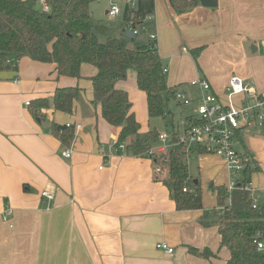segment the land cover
Wrapping results in <instances>:
<instances>
[{"label":"crops","instance_id":"1","mask_svg":"<svg viewBox=\"0 0 264 264\" xmlns=\"http://www.w3.org/2000/svg\"><path fill=\"white\" fill-rule=\"evenodd\" d=\"M96 1L90 4L91 13ZM119 1L124 6L119 35L135 47L149 42L155 32L159 55L166 58L174 76L168 86L186 91L185 85L204 78L220 96L230 77L238 76L264 91V55H255L258 46L264 48V0H217L215 9L198 4L183 13L174 12L168 0ZM139 21L137 32L127 36L131 23ZM141 27L147 29L145 42L133 44L130 40ZM200 47H204L200 61L232 59L227 81L221 71L200 73L202 69L192 61L193 51ZM95 72L93 65L83 63L80 78L57 75L53 63L27 56L16 66L0 63V264H225L229 252L220 247L217 225L202 223L205 217L212 221L206 215L211 204L203 200V208L177 210L162 181L167 170L156 174L153 159L118 152L112 146L119 128L102 118L99 104L91 103L89 76ZM130 80L115 85L127 91L142 134L149 126L141 130L137 105L144 101L147 111L146 95L137 87L136 72H131ZM75 85L82 89L81 99L74 101L70 113L37 107L36 118L31 104L26 105L51 97L57 87ZM54 123L75 127L68 147L52 134ZM256 132L248 135L256 142L249 146L251 151L247 141L237 148L252 152L260 170L252 173L250 186L264 192V127L256 126ZM196 156L202 171L214 170L213 163L219 162L223 179L211 182L230 183L231 169L220 156L198 152ZM43 190L54 198H42ZM7 206L12 209V227L1 215ZM159 242L174 252L157 248ZM191 248L208 249L211 255L194 254Z\"/></svg>","mask_w":264,"mask_h":264},{"label":"trees","instance_id":"2","mask_svg":"<svg viewBox=\"0 0 264 264\" xmlns=\"http://www.w3.org/2000/svg\"><path fill=\"white\" fill-rule=\"evenodd\" d=\"M37 0H0V63L16 66L19 59L27 56L34 61L53 63L57 75L81 77V65L91 64L96 72L89 76L93 89V105L99 104L102 118L112 127L119 128L117 141L125 143V151L135 156L151 158L154 164L167 170L162 179L177 210L202 208V192L198 182L193 189L187 187L188 165L185 152L171 149L167 153L148 154L157 145L155 128L140 133V123L132 111L128 93L116 87L127 77L129 70L136 72L137 87L146 95L149 117L165 118L170 99H175L177 86H168L165 65L159 55L155 40L147 44L129 47L124 35H108V28L94 21L90 4L95 0H42L47 8H38ZM176 13H183L200 4L199 0H168ZM131 23L134 29L135 24ZM101 36L104 38L102 39ZM194 58L199 54L193 51ZM82 89L75 86L57 87L51 97H39L29 101L32 114L35 108H48L70 113L74 101L81 99ZM129 105V107H127ZM169 113V111H168ZM264 127V123L262 125ZM75 127L52 124L51 131L68 147L74 137ZM237 135V143L244 145ZM198 153H210L195 148ZM121 150H118L120 152ZM250 162L246 163L235 187L227 191L224 185L209 183L215 193L216 207L206 212L213 215L220 236V247H225L228 258L225 264H264V250L254 242L258 235L264 238V202L254 204L251 190L245 186L251 182L252 173L260 170L251 153L240 150ZM161 173V172H160ZM186 187L184 191L183 188ZM25 191H29L24 186ZM218 209L220 211L218 212ZM210 222V223H209ZM192 253L209 256L210 250L202 252L191 248Z\"/></svg>","mask_w":264,"mask_h":264},{"label":"built area","instance_id":"3","mask_svg":"<svg viewBox=\"0 0 264 264\" xmlns=\"http://www.w3.org/2000/svg\"><path fill=\"white\" fill-rule=\"evenodd\" d=\"M131 2L132 0H128ZM44 5V9L46 10ZM108 15L115 16L119 13V8L116 4H112L107 11ZM133 33L137 29H132ZM151 36V40H155ZM156 42V41H155ZM166 72V68L164 69ZM192 86L197 87L199 100L194 104L192 111L184 117L183 128L181 132L174 131L173 133L161 132L158 134L159 143L151 147L148 154H164L171 149L185 152L188 145L193 144L195 148L204 149L207 152L220 156L229 166L232 172V180L226 186L227 191H231L235 187L234 176H239V170L250 162L242 151L237 148L238 133L251 126H262L264 123V91L259 92L254 87L248 86L238 76H231L228 84L225 87L224 96L222 99L213 89L211 83L204 79L198 78L190 82ZM183 90H176L175 100L183 105H190L193 99L186 95ZM234 95H242L243 100L241 105L236 108L231 102ZM251 101V104L247 103ZM29 101L26 105H29ZM70 124H67L69 126ZM112 146L117 150L125 149L124 142H118L117 138L112 140ZM71 150H66L65 155L70 156ZM154 171L160 173L163 171L162 166L154 164ZM252 192L250 183L245 186ZM186 190V187L183 188ZM40 196L46 200H52L54 195L46 190L41 191ZM254 198V197H253ZM254 198V204H257ZM12 209L7 206L2 211V219L10 223V215ZM258 238L254 241L259 250H264V238ZM157 248L171 254L174 248L165 242L156 244Z\"/></svg>","mask_w":264,"mask_h":264},{"label":"rangeland","instance_id":"4","mask_svg":"<svg viewBox=\"0 0 264 264\" xmlns=\"http://www.w3.org/2000/svg\"><path fill=\"white\" fill-rule=\"evenodd\" d=\"M112 4H116L119 8V13H117L115 16H110L108 15L106 12L107 8L110 7V5ZM36 6L38 8L43 7V2L42 0H37L36 1ZM124 7L122 6V3L119 0H98L94 3V5L92 6V15H93V19L95 22L100 23L105 25L108 28V35H112V36H118L119 35V26L124 28V24H122V17H123V10H121V8ZM213 9H215V7H213ZM121 10V11H120ZM146 28H139L137 35L134 36V39L130 40V42H133V44H139V43H144L145 42V35L147 34V29ZM151 36L155 37V32L150 34ZM103 36H101L102 38ZM147 37V36H146ZM148 43V42H147ZM146 43V44H147ZM251 45V44H250ZM137 46V45H136ZM249 44L246 43V48H249ZM258 50L256 52L255 55L258 56H262L264 55V48L261 46H258ZM204 47H200L198 48V52L200 54V51H202L201 49H203ZM198 56L196 58H193V62H197L198 66L202 69L200 70V73L202 74L203 71H208V73H213L216 71H221L223 73H225L227 75V78H225L224 81H227L228 78L230 77L231 73H232V69H233V62L232 59H215V60H199ZM164 65L166 66V75H165V80L167 84H172L173 83V79L174 76L171 72V70H169L170 68H168V64L166 61V58H161ZM192 59V58H191ZM205 66H203V65ZM131 72H135L134 70H130L127 74L128 76L126 77V83H130V79H131ZM223 80H221L220 84L221 87L222 85L225 83ZM252 86H254V84H250ZM184 88L186 89V95L190 98L193 99V103L190 105H183V104H179L175 99H170L168 102V109L166 111V115L165 118H161V117H149L147 114V111L145 109V105H144V101H138V105L137 108L139 110V115H140V122H141V130L143 128H145L147 125L150 128H155L157 132L161 133V132H167V133H173L174 131H177L178 133L182 131L183 128V121H184V117L186 115H188L191 111L192 108L194 107V104L197 103V101L199 100V91L197 89V87L192 86L191 84L189 85H185ZM221 89V88H220ZM220 97L222 99H225V96L223 95V90L219 92ZM243 100V96L242 95H234L231 98V102L234 105V107L238 108L241 105V102ZM247 103L251 104V101L249 100ZM169 111V113H168ZM259 128L260 132H261V127H257ZM256 132V126H251L248 128L243 129L240 132L239 138H242L244 140V144L247 141V145L248 148L250 149V147H254V145L256 144V142L250 140V137H248V135L254 134ZM141 133V132H140ZM257 133V132H256ZM157 143H162L159 140L157 141ZM255 143V144H253ZM250 146V147H249ZM259 146L257 145V148ZM251 151V149H250ZM252 153V152H251ZM185 157L187 158V164H188V182H187V187L189 189H193V184H194V180L197 179L200 184V188H201V192H202V208L204 207V203L203 200L205 201L206 205H210L207 208V211H210L211 209H213L214 207H216L217 203L215 201V196L213 195V193L210 191L209 189V183L211 181H216L217 179L219 181H222L223 179V174H222V168L219 164V162L216 161L217 164L213 163V166L215 167V169L213 170L212 167L206 168L205 171H202V167L200 166V164L197 161V156H196V149L195 146L193 144L188 145L187 150L185 151ZM258 172V171H257ZM156 173V172H155ZM159 175H163V172L161 173H156ZM166 176V175H165ZM205 177V178H204ZM208 178V179H207ZM219 185H224L226 187V183H221ZM253 197L256 198V200L258 202L262 201L264 199V192H258V191H252ZM220 211V209H218V212ZM210 218H213V215L210 214ZM222 259V257H220Z\"/></svg>","mask_w":264,"mask_h":264},{"label":"water","instance_id":"5","mask_svg":"<svg viewBox=\"0 0 264 264\" xmlns=\"http://www.w3.org/2000/svg\"><path fill=\"white\" fill-rule=\"evenodd\" d=\"M199 2L202 6H205V7H216L217 6V0H199ZM126 35L133 37L132 30L127 29ZM252 49L254 50V48H252ZM127 107H129V105H127ZM196 182H197V180L195 179L194 183H196Z\"/></svg>","mask_w":264,"mask_h":264}]
</instances>
